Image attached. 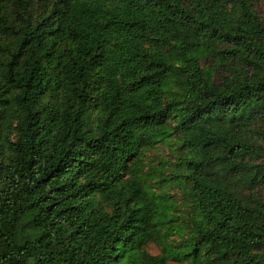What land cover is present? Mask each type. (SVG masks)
<instances>
[{
    "label": "trees",
    "instance_id": "1",
    "mask_svg": "<svg viewBox=\"0 0 264 264\" xmlns=\"http://www.w3.org/2000/svg\"><path fill=\"white\" fill-rule=\"evenodd\" d=\"M263 188L256 0H0V264H264Z\"/></svg>",
    "mask_w": 264,
    "mask_h": 264
},
{
    "label": "rangeland",
    "instance_id": "2",
    "mask_svg": "<svg viewBox=\"0 0 264 264\" xmlns=\"http://www.w3.org/2000/svg\"><path fill=\"white\" fill-rule=\"evenodd\" d=\"M258 3V11L264 18V0H256ZM205 62V61H204ZM180 154V144L175 137L170 142L159 143L155 148L149 149L143 155V171L147 181L155 185L157 190L167 193L171 196V204L173 205V213L180 217L178 223L185 235V225H190V215H192L191 206L187 203L185 190L183 185L172 178L174 174L175 163ZM264 199V188L261 191ZM181 234H174L172 238L180 239ZM147 251L151 254H159L161 248L154 243L147 247ZM167 264H185L176 261H169Z\"/></svg>",
    "mask_w": 264,
    "mask_h": 264
}]
</instances>
